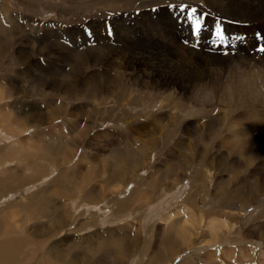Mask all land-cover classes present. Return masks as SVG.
I'll return each instance as SVG.
<instances>
[{"label": "rangeland", "instance_id": "obj_1", "mask_svg": "<svg viewBox=\"0 0 264 264\" xmlns=\"http://www.w3.org/2000/svg\"><path fill=\"white\" fill-rule=\"evenodd\" d=\"M221 1L210 12L224 20L227 33L264 27V0ZM170 4L201 8L197 0H0V225L33 241L37 264H72L76 254L75 264H264V57L248 42L230 56L209 51L207 42L202 54L182 44L190 29L167 16ZM106 22L118 41L108 40ZM171 27L181 34L180 52L191 58L190 74L199 58L208 63L202 62L204 82L213 103L206 108L197 106L190 85H179L181 76L178 83L164 74L173 57L120 56L136 35L150 32L166 44ZM115 42L122 45L117 54ZM84 46L87 59L100 52L106 60L74 77L69 62L80 60ZM248 55L256 57L250 91L242 78ZM119 56L127 61L117 67ZM129 62H136L134 74ZM115 66L126 72L131 90L147 80L164 86L167 79L174 95L151 110L137 108L133 91L119 92L120 76L105 80ZM145 68L151 77H134ZM99 70L101 86L110 82L111 89L97 91V98L95 91L72 94L84 92V80L99 79ZM131 157L138 161L130 166ZM92 244L97 251H89Z\"/></svg>", "mask_w": 264, "mask_h": 264}, {"label": "bare ground", "instance_id": "obj_2", "mask_svg": "<svg viewBox=\"0 0 264 264\" xmlns=\"http://www.w3.org/2000/svg\"><path fill=\"white\" fill-rule=\"evenodd\" d=\"M260 2V1H259ZM197 3L199 4V6H201V8H200V10L201 11H211V10H216V9H218L219 10V8H221L222 7V1L221 0H197ZM224 3V2H223ZM113 6V5H112ZM223 9V8H222ZM226 10V9H225ZM213 12V11H212ZM231 15V14H230ZM152 17V16H151ZM222 17V16H221ZM225 19V18H224ZM234 19V18H233ZM224 21V20H223ZM35 26V25H34ZM224 26V28H225V30H229L225 25H223ZM184 27V26H183ZM168 29V28H167ZM175 29L176 28H170L169 30H165L166 31V33L167 34H171V36H169V38H168V40L169 41H174L173 39V35H172V33L175 31ZM177 30V29H176ZM244 30H245V32H244V34H246L247 35V42H248V45L250 44V45H253V44H255L256 43V41L254 40V34L255 33H261V34H264V27H262L261 25H254L252 28H244ZM182 32V31H181ZM231 33H238L239 34V31L237 32L236 31V29H235V26L234 27H232L231 28ZM241 34V33H240ZM105 35V34H104ZM181 35V34H180ZM183 40H185V39H189L190 40V38H189V36H188V34L184 31L183 32ZM7 38V37H6ZM202 39H204V38H202ZM182 40V39H181ZM86 41V40H85ZM136 42V41H135ZM39 43H41V41L39 42ZM134 43V42H133ZM140 44V43H139ZM172 44V43H171ZM183 44V43H182ZM45 45V44H44ZM83 45V44H82ZM89 45V44H88ZM205 45H206V40L204 39V42L202 43V46H201V54H202V47L204 48L205 47ZM41 46V45H40ZM185 46V45H184ZM33 47V46H32ZM67 47V46H66ZM141 47H143V46H141ZM187 48V49H186ZM185 49H186V51L188 50V47H186ZM32 49V48H31ZM138 49H139V47L138 46H132L131 48H130V51H131V53L132 54H134V55H137L138 54ZM190 49V48H189ZM41 50V49H40ZM39 50V51H40ZM117 51V50H116ZM115 51V52H116ZM20 52V54L21 55H27V53L24 51V50H22V51H19ZM41 52V51H40ZM194 52V51H193ZM84 53V52H83ZM129 53V52H128ZM143 53V52H142ZM191 53V52H190ZM220 53V52H219ZM77 54V53H76ZM206 54H207V50H206ZM72 55V54H71ZM84 55V54H83ZM112 55V54H111ZM177 55V54H176ZM240 55V54H239ZM247 55V54H246ZM77 57H80V60L79 61H75V62H69V63H73V65H74V68L72 69V71H70L71 73H72V76H74V77H76L77 75L78 76H81L82 75V73H83V70H84V68H83V66H87L86 68H85V70L87 69H89L90 67H91V64L92 65H98V64H100V63H103V62H105V60H106V54L104 55L103 53H98L97 54V57L96 56H94V58H90V59H87V58H89V53L87 52L84 56H82V54H77L76 55ZM190 56V55H189ZM208 56V55H207ZM230 56V55H229ZM241 56V55H240ZM245 56V55H244ZM262 57H264V55H261ZM50 57V56H49ZM75 57V56H74ZM141 57H146V55L143 53L142 55H141ZM152 57V56H151ZM162 57V56H161ZM76 58V57H75ZM153 58V57H152ZM174 59H173V62L169 65L170 67L168 68V72H166V73H164V74H167L168 76H169V78L170 77H174V79H175V76H177L178 78H179V76H181L180 78H181V80H180V86H181V84H182V88L184 87V88H186L187 86H191L192 88H193V92H191V93H194L195 94V102H196V104H197V106H199V107H202V108H206L207 106H208V104L209 103H213V101L211 100V98H208L207 96H208V92H209V88L207 87V82L205 83L204 82V80H205V78H204V75H205V72L208 70V68L204 65V64H202V62H203V59H201V58H199V60L197 61V63H195L194 62V64L196 65V66H194L193 68H195L194 69V72H193V70H192V73L190 74V71H191V69L190 68H192L191 67V64H190V57H188L187 55H185V54H183V53H181L180 55H179V60L177 59V57H173ZM197 58V57H196ZM223 58V57H222ZM230 58V57H229ZM255 58L256 57H253V56H250V55H248L247 56V59H246V61H247V69L245 68V73L246 74H242V78H243V84H245V86H247L248 87V91H250V88H249V86H253V82H252V79H251V74L253 73V74H255V72H256V69H255ZM111 59V58H110ZM129 59V58H128ZM135 59V58H134ZM193 59V58H192ZM149 59H147V61H148ZM212 60V59H211ZM210 60V61H211ZM220 60H221V58H220ZM251 60H254L253 62H251ZM128 61H130V60H128ZM137 61V60H136ZM213 62H214V60H212ZM141 62V61H140ZM157 62V61H156ZM218 62V61H217ZM220 62H222V61H220ZM224 62V61H223ZM108 63V62H107ZM119 63V65H117V67L118 66H121L120 64H124L125 62H124V60H120V62H118ZM136 62H129L128 63V65H129V67H130V71H132L131 73L132 74H134V70L133 69H137L136 68V64H135ZM203 63H205V64H208L207 63V61H204ZM215 63V62H214ZM225 63V62H224ZM236 63V62H235ZM25 64V63H24ZM38 64V63H37ZM115 64H116V62H115ZM169 64V63H168ZM46 65V64H45ZM102 65V67L103 66H105L106 64H101ZM189 65H190V68H189ZM213 65V64H212ZM217 65H219V64H217ZM225 65H227V64H225ZM51 66V65H50ZM60 66V65H59ZM47 67V66H46ZM106 67V66H105ZM52 68V67H51ZM149 68V67H148ZM223 68V67H222ZM83 69V70H82ZM141 69V68H140ZM210 69V68H209ZM218 69V68H217ZM220 69V68H219ZM74 70H76V71H78V72H75V73H73L74 72ZM84 70V71H85ZM86 70V71H87ZM148 69H144L143 71H142V73H140V74H137L136 76H134V77H137V78H144L145 76H143V75H148V76H150L151 77V75L152 74H150V73H153L152 71L150 72V70H149V73H147L146 71H147ZM156 70H158L157 68H155V71ZM211 70V69H210ZM209 70V71H210ZM33 71V70H32ZM38 71V70H37ZM85 71V72H86ZM102 71L104 72V68H102ZM113 71V70H112ZM167 71V70H166ZM174 71H176L178 74H176ZM212 71V70H211ZM240 71V70H239ZM239 71L237 72V74L239 73ZM57 72V71H56ZM60 72L61 73H59L60 75H63L64 76V74H63V72L60 70ZM80 72V73H79ZM156 72H158L159 74L161 73V72H163V71H156ZM106 73V72H105ZM125 73L126 72H122L121 70H118V69H116V68H114V75L112 76V77H109L108 76V78H105V80H108V79H113V80H115L116 81V78H118L119 76L121 77V78H119V81H120V79H122V83H120V87H123L119 92L121 93V94H127L128 93V91H133L134 93H132L131 92V95H132V97L134 98V100H135V98L136 97H138L137 95V91L135 90V89H133V90H131L130 88H131V80L129 79V80H125L124 79V77H125ZM137 73V72H136ZM102 74V72H100V70H99V73H98V78L99 79H97V78H95V79H92V78H90V80H88V81H83V91L85 92V93H88V95H89V93L90 92H93V91H95V93L93 94V97H96L95 96V94H97V91L99 92V93H101L102 91V89H103V86H101V81L100 80H102V78H101V75ZM104 74V73H103ZM113 74V73H112ZM143 74V75H142ZM163 74V75H164ZM228 74V73H227ZM162 75V76H163ZM207 75V74H206ZM97 76V75H96ZM105 76V75H104ZM156 76V75H155ZM162 76H161V78H162ZM165 76V75H164ZM217 76V75H216ZM226 76V75H225ZM48 78H49V76H47ZM66 77V76H65ZM107 77V76H106ZM134 77H133V79H134ZM153 77V76H152ZM211 77V76H210ZM219 77V76H218ZM47 78V79H48ZM62 78H64V77H62ZM153 78H156V77H153ZM159 78V77H158ZM167 78V77H166ZM165 78V79H166ZM207 78H208V75H207ZM206 78V79H207ZM221 78V77H220ZM45 79V78H44ZM43 79V80H44ZM55 79V78H54ZM104 79V78H103ZM151 79V78H150ZM213 79V78H212ZM40 81H42V79H39ZM56 80V79H55ZM104 80V81H105ZM110 80H108V81H110ZM135 80H137L136 78H135ZM156 80V79H155ZM167 80V79H166ZM176 80V79H175ZM174 80V81H175ZM45 81V80H44ZM173 81V80H172ZM223 81V80H222ZM229 81V80H228ZM78 82V81H77ZM121 82V81H120ZM176 82H178L179 83V81H177L176 80ZM208 82H209V80H208ZM224 82H226V81H224ZM43 83V82H42ZM62 83H65L64 81L62 82ZM71 83V82H70ZM110 83V82H109ZM108 83V84H109ZM114 83V82H113ZM133 84H135V82H132ZM158 83H159V81H158ZM220 83V82H219ZM107 84V85H108ZM195 84V85H194ZM209 84V83H208ZM213 84H215V83H213ZM106 85V84H105ZM106 85V86H107ZM161 85V84H160ZM134 86V85H133ZM132 86V87H133ZM157 86V85H156ZM170 86V85H169ZM215 86V85H214ZM216 86H217V84H216ZM59 87V86H58ZM71 87H72V84H71ZM87 87H89L88 89H87ZM105 87V86H104ZM110 87H111V85H110ZM109 86H108V89L110 88ZM115 87V86H114ZM118 87V86H117ZM196 87H200V89H198V88H196ZM62 88H64V87H62ZM171 88V87H170ZM203 88V89H202ZM65 89V88H64ZM111 89V88H110ZM226 89V88H225ZM230 89V88H229ZM113 90H116L117 91V89H113ZM113 90H112V92H113ZM229 91V90H228ZM112 92H110V93H112ZM226 92V91H225ZM109 93V94H110ZM116 93H118V92H116ZM171 93V92H170ZM210 93V92H209ZM218 93V92H217ZM105 94V93H104ZM104 94H102V95H104ZM107 94H108V92H107ZM119 94V93H118ZM166 94V93H165ZM172 95H174L173 93H171ZM171 94L169 95V97H171ZM177 94V93H176ZM225 94V93H224ZM101 94H100V97L102 96ZM211 95V94H210ZM209 95V96H210ZM98 96V95H97ZM140 96V95H139ZM151 96V95H150ZM143 97V96H142ZM166 97V96H165ZM169 97H168V99H169ZM97 98V97H96ZM160 98V97H159ZM167 98V97H166ZM252 98H254V97H252ZM220 99V98H219ZM133 99H131V101L130 102H132V103H135L136 101H134ZM140 100V99H139ZM213 100H215V99H213ZM98 101H99V99H98ZM97 101V102H98ZM166 101V100H165ZM222 100H220V102H221ZM151 102H152V100H151ZM95 104V103H94ZM99 104V103H98ZM162 104H164V102H162ZM113 109H110V111H112ZM164 111V109H161V107H160V109L158 108V110L157 111ZM200 110H201V108H200ZM205 111V110H204ZM45 114V113H44ZM162 114V113H161ZM161 114H160V116H161ZM189 116H191V114L189 113L188 114ZM46 116L45 115H42V118H45ZM163 117V116H162ZM152 118V117H151ZM193 118V117H192ZM164 119V118H163ZM224 119V118H223ZM229 120V119H228ZM122 121V120H121ZM154 121V120H153ZM231 121V120H230ZM140 122V121H139ZM139 122H137V123H139ZM143 122V121H142ZM133 123V122H132ZM125 124H126V122H125ZM145 124V123H144ZM135 125V124H134ZM134 125H131L130 126V128L131 127H134ZM140 125V124H139ZM141 127V126H140ZM139 127V128H140ZM143 127V126H142ZM163 127V126H162ZM129 128V129H130ZM90 129H91V127H90ZM231 131V130H230ZM149 132V131H148ZM110 133V132H109ZM123 135V134H122ZM121 135V136H122ZM83 138V137H82ZM150 138V137H149ZM126 139V138H125ZM142 139V138H141ZM155 140V139H154ZM262 140V139H261ZM255 145V144H254ZM258 146V145H257ZM259 146H260V144H259ZM57 148H54V150H56ZM130 149V148H129ZM54 150H50V153H56V151H54ZM116 153V152H115ZM121 153L122 152H118V153H116L117 154V157H115L116 159H117V161L118 162H120V160L121 159H123V157H125L124 155H122L121 156ZM124 154H126V153H124ZM127 155V154H126ZM132 156V155H131ZM127 158V157H126ZM139 159V158H138ZM49 161H51L50 159H48ZM124 160V159H123ZM126 160V159H125ZM115 161V160H114ZM116 161V162H117ZM122 161V160H121ZM138 160H137V158H135V157H131L130 158V160H129V165L131 166L132 164L134 165L135 164V162H137ZM120 164H121V162H120ZM122 165V164H121ZM116 171V170H115ZM114 171V172H115ZM116 173V172H115ZM117 173H119V172H117ZM5 183V180H2V179H0V188H2L3 187V184ZM119 186V185H118ZM170 188V187H169ZM117 189V188H116ZM120 189H122V188H120ZM118 190V189H117ZM196 190H194V192H195ZM150 193V192H149ZM196 193V192H195ZM198 193V192H197ZM192 194V193H191ZM194 194V193H193ZM191 196V195H190ZM193 196V195H192ZM21 208V207H20ZM28 210V209H27ZM243 211V210H242ZM243 213V212H242ZM241 213V214H242ZM243 215V214H242ZM172 217V215L170 214L169 216H168V218H171ZM27 219V218H26ZM71 219H72V217H71ZM23 220V219H22ZM24 221H25V219H24ZM192 222V221H191ZM27 223V222H26ZM212 223V222H211ZM216 223V222H215ZM57 225H58V223H57ZM217 225V224H216ZM93 226V225H92ZM180 226V225H179ZM182 226V225H181ZM222 226H223V224H222ZM51 227V226H50ZM212 227V226H211ZM214 227H216L215 225H214ZM220 227V226H219ZM218 227V228H219ZM67 228V227H66ZM69 228V227H68ZM92 228V227H91ZM227 228V227H226ZM220 229V228H219ZM218 229V230H219ZM37 230H39V229H37ZM90 230V229H89ZM183 230V229H182ZM188 230V229H187ZM214 230V229H213ZM212 230V231H213ZM36 231V230H35ZM180 231H181V229H180ZM189 231H190V229L188 230V233H189ZM221 231V230H220ZM39 232H41V231H39ZM38 232V233H39ZM196 232V231H195ZM214 232V231H213ZM36 234H37V231L35 232ZM52 233H56V229L55 230H53V231H51L50 232V234H52ZM184 233L186 234L187 232H185V230H184ZM183 233V231H182V234H184ZM25 234V233H24ZM43 234H45V233H43ZM220 234V233H219ZM39 235V234H38ZM46 235V234H45ZM179 235H180V233H179ZM178 235V236H179ZM98 236V235H97ZM182 236V235H181ZM180 237V236H179ZM181 238V237H180ZM184 238V237H183ZM182 238V239H183ZM192 238V237H191ZM0 264H32V262L33 261H35L36 260V258H35V251L33 252V250H32V245L29 243V241H31V242H33L32 240H30L27 236H25L24 235V237H17V234L14 232V231H9V230H5V229H2V226L0 225ZM78 239V238H77ZM185 239V238H184ZM193 240V239H192ZM195 240V239H194ZM184 241V240H183ZM183 241H181V242H183ZM186 241H188V240H186ZM186 241H185V245L187 244L186 243ZM35 242V241H34ZM191 242V241H190ZM193 242V241H192ZM100 243V242H99ZM189 243V242H188ZM103 244V243H102ZM192 244V243H191ZM100 246V248H102V246H104V245H101V243L99 244ZM25 246H29L30 247V250H29V252L30 253H26L25 251H24V247ZM95 246V245H94ZM93 246V244H92V246H90L89 247V251H91L90 249H94V251L96 250L95 249V247ZM98 246V245H97ZM190 246V245H189ZM76 247V246H75ZM79 247V246H78ZM73 248V247H72ZM80 248V247H79ZM104 248V247H103ZM102 248V249H103ZM76 249V248H75ZM128 249V248H127ZM149 249V248H148ZM147 249V250H148ZM129 250V249H128ZM131 250V249H130ZM97 251V250H96ZM98 251H100V250H98ZM123 251H126V249L125 250H123ZM92 252V251H91ZM156 252V251H155ZM159 252H161V251H159ZM158 252V253H159ZM124 253H126V252H124ZM152 253V252H151ZM150 253V254H151ZM165 253V252H164ZM104 254H105V252H104ZM111 254V253H110ZM142 254V253H141ZM146 254V253H145ZM150 254H149V256H150ZM23 255V256H22ZM71 255V254H70ZM113 255V254H112ZM115 255V254H114ZM120 255V254H119ZM118 254H117V257L119 256ZM152 255V254H151ZM159 255H161V254H157V255H155L154 257H155V260H156V257H161V256H159ZM46 256V255H45ZM79 254H76L75 256H74V259H75V261H77L78 260V258H79ZM141 256V255H140ZM171 256V255H170ZM81 257V256H80ZM83 257V256H82ZM44 258V257H43ZM92 258V257H91ZM112 258V257H111ZM128 258H129V256H128ZM142 258V257H141ZM92 259H94V258H92ZM92 259L90 260V261H92ZM121 259V258H120ZM148 259V258H147ZM152 260H153V258H151ZM161 259V258H160ZM48 260V259H47ZM88 260V259H87ZM129 260V259H128ZM151 260V261H152ZM158 260H159V258H158ZM75 261H73L72 260V264H75ZM84 261H85V259H84ZM101 261H103V260H101ZM119 261V260H118ZM117 261V262H118ZM148 261V260H147ZM146 261V262H147ZM150 261V262H151ZM99 262V260L98 261H95V263H98ZM107 262V261H106ZM129 262V261H128ZM140 262V261H139ZM38 262H37V260H36V264H37ZM81 263H83V262H81ZM94 263V262H93ZM94 263V264H95ZM113 263H114V261H113ZM123 263H124V260H123ZM126 264H127V262H125ZM124 263V264H125ZM40 264H42V260H41V263ZM116 264V263H115ZM122 264V263H121ZM149 264H153V263H149ZM155 264V263H154Z\"/></svg>", "mask_w": 264, "mask_h": 264}, {"label": "snow or ice", "instance_id": "obj_3", "mask_svg": "<svg viewBox=\"0 0 264 264\" xmlns=\"http://www.w3.org/2000/svg\"><path fill=\"white\" fill-rule=\"evenodd\" d=\"M169 14L181 25H187L190 29L191 38L183 40V44L190 45L193 50H199L206 39L209 51L223 50L222 54L228 56L241 46H246L247 35L238 33H227L220 17H213L210 11H201L197 7L188 4L168 5ZM155 14L157 9H152ZM211 20V26L209 21ZM105 29L109 38H113L115 33L111 23L105 24ZM84 35L87 41L94 40V33L91 28H87ZM204 38V39H202ZM254 51L264 55V34L255 33Z\"/></svg>", "mask_w": 264, "mask_h": 264}, {"label": "crops", "instance_id": "obj_4", "mask_svg": "<svg viewBox=\"0 0 264 264\" xmlns=\"http://www.w3.org/2000/svg\"><path fill=\"white\" fill-rule=\"evenodd\" d=\"M161 12H166V10H161ZM151 14H154V13H151ZM167 16H171L170 14L167 15ZM172 17V16H171ZM155 18L156 16H152V24H154L155 22ZM177 29V28H176ZM173 32V36H174V41H166V44L165 42L161 41V40H158L155 38V35L148 32L147 35H136V42L140 43L138 45H133L135 44L136 42L134 40L131 41L130 43V48L132 46H138L139 49H138V54L137 55H134V58H137V57H141V55L144 53L146 55V53H149V54H152V55H160L162 53H166L168 56H171V57H178V55L181 54L180 50H179V46H178V41H177V38L176 37H180V34H179V31L176 30ZM108 36V35H107ZM108 40H111V38L108 37ZM111 41H118L117 39H113ZM134 42V43H133ZM145 43V45H142V43ZM116 43V46H115V51L117 50L116 48H119L117 51H116V54L119 50H121L122 48L121 47H118L119 46H122L120 42H115ZM172 43V44H171ZM143 46V47H141ZM130 48L128 49V52H124L122 53V51H120L121 55L120 56H132L131 55V51H130ZM83 52L88 50L89 49V46H84L83 48ZM78 53V54H82V56L85 55V52L83 53ZM143 52V53H142ZM84 54V55H83ZM177 54V55H176ZM119 56V58H115V61L116 62H120V60H124V62L126 63L127 59H124L123 57L121 58ZM111 57V55L109 56ZM116 68V66H115ZM176 74H178L176 71H174ZM77 79H79V77H77ZM82 79V77L80 78V80ZM110 80V79H109ZM176 81V80H175ZM173 81V82H175ZM161 82L164 84V86H160V87H157L155 86L152 81L150 80H147L145 83H142L141 82V85L138 86L137 88H139V90L136 92L138 95L137 99H136V102L134 103V105L137 107H144L145 109H152L153 106H154V103H159L161 102L160 104H162L163 102V99L165 96H168L170 91H171V88H170V83L166 80H161ZM105 85V84H104ZM106 86V85H105ZM88 89V88H87ZM108 88L106 87H103V91H102V94L105 93V91L107 90ZM109 90V89H108ZM166 93V94H165ZM72 94L73 95H88V93H85V92H75L74 90H72ZM140 95V96H139ZM151 95V96H150ZM57 96H62L60 90L58 91L57 93ZM143 96V97H142ZM65 98H67V96H63ZM160 97V98H159ZM140 99V100H139ZM143 99H146L145 101H143ZM64 99L61 98V101H63ZM152 100V102H151ZM152 106V107H150ZM137 107V108H138ZM140 118V117H139ZM183 185V184H182ZM181 185V186H182ZM183 188V186H182Z\"/></svg>", "mask_w": 264, "mask_h": 264}]
</instances>
